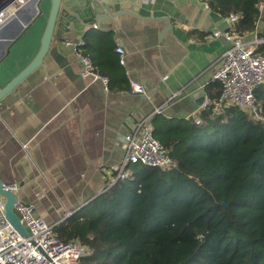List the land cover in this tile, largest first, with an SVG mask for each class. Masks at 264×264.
I'll use <instances>...</instances> for the list:
<instances>
[{
	"label": "crops",
	"instance_id": "1",
	"mask_svg": "<svg viewBox=\"0 0 264 264\" xmlns=\"http://www.w3.org/2000/svg\"><path fill=\"white\" fill-rule=\"evenodd\" d=\"M261 2L255 30L237 31L260 40L259 46L264 44ZM131 5L129 13L103 17L92 27L77 24L54 40L43 64L0 101V180L17 182L22 199L35 204V214L57 226L117 184L121 172L132 174V164L124 167V137L142 118L152 115L154 133L178 138L183 131L192 137L206 124L205 110L227 108L211 77L229 47L225 33L234 13L223 14L210 0H132ZM15 25L11 20L0 29V47ZM79 38L94 69L110 79L107 88L101 80L82 77L83 62L65 44ZM131 81L144 85L146 93L133 92Z\"/></svg>",
	"mask_w": 264,
	"mask_h": 264
},
{
	"label": "trees",
	"instance_id": "2",
	"mask_svg": "<svg viewBox=\"0 0 264 264\" xmlns=\"http://www.w3.org/2000/svg\"><path fill=\"white\" fill-rule=\"evenodd\" d=\"M258 1L210 3L239 13L236 31L245 35L256 28ZM256 96L264 116V84ZM222 108L205 110L192 137L156 130L176 165L132 164L126 180L58 225V238L87 245L85 264H264V124Z\"/></svg>",
	"mask_w": 264,
	"mask_h": 264
},
{
	"label": "built area",
	"instance_id": "3",
	"mask_svg": "<svg viewBox=\"0 0 264 264\" xmlns=\"http://www.w3.org/2000/svg\"><path fill=\"white\" fill-rule=\"evenodd\" d=\"M28 2L29 0H0V29L13 20ZM258 7L262 11L264 2L259 3ZM240 18L241 15L237 13L228 17L231 29L225 33V39L229 42V47L217 59L212 69L211 81L222 87L221 102L227 106L240 107L264 124V116L256 96L257 88L264 84V54L257 52L260 40L245 38L236 31ZM65 44L71 46L83 62L82 77L101 80L107 88L110 79L97 72L92 59L81 51L84 39H67ZM117 51L124 63V49L118 46ZM131 89L135 93H146L145 86L136 81H131ZM209 104L207 99L202 107L206 108ZM151 119L152 115L142 118L125 135L124 167L141 163L166 170L176 165L169 148L155 136ZM197 123L201 124L202 121L198 119ZM23 146L26 148L27 145ZM128 175L121 172L122 179ZM3 187L14 194L13 210L20 217L28 235L20 233L9 222L6 216V199L0 195V264H85L84 260L91 253L87 245L77 239L63 241L58 238V223L48 222L37 216L35 204L22 199L21 187L17 182L3 183Z\"/></svg>",
	"mask_w": 264,
	"mask_h": 264
},
{
	"label": "water",
	"instance_id": "4",
	"mask_svg": "<svg viewBox=\"0 0 264 264\" xmlns=\"http://www.w3.org/2000/svg\"><path fill=\"white\" fill-rule=\"evenodd\" d=\"M132 0H29L18 11L15 28L0 47V101L37 67L43 64L54 40H59L77 24L92 27L103 17H116L132 10ZM6 26V25H5ZM6 216L23 235H28L20 217L13 210L15 196L3 187Z\"/></svg>",
	"mask_w": 264,
	"mask_h": 264
},
{
	"label": "rangeland",
	"instance_id": "5",
	"mask_svg": "<svg viewBox=\"0 0 264 264\" xmlns=\"http://www.w3.org/2000/svg\"><path fill=\"white\" fill-rule=\"evenodd\" d=\"M17 25V24H16Z\"/></svg>",
	"mask_w": 264,
	"mask_h": 264
}]
</instances>
